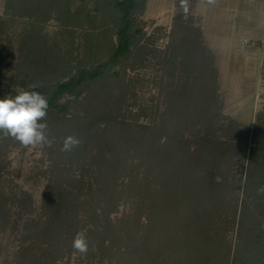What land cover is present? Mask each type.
I'll return each mask as SVG.
<instances>
[{"label":"trees","instance_id":"obj_1","mask_svg":"<svg viewBox=\"0 0 264 264\" xmlns=\"http://www.w3.org/2000/svg\"><path fill=\"white\" fill-rule=\"evenodd\" d=\"M143 5L4 2L6 13L26 19L14 83L44 84L48 109L40 122L51 140L38 230L17 264H67L72 256L79 264H264V193L257 191L264 185V111L235 135L230 120L217 119V71L196 30L176 15L182 37L160 57L150 38L140 42L135 15ZM51 17L69 44L75 30L85 31L80 60L68 51L52 55L43 28ZM150 67L156 93L133 110L126 98ZM125 70L134 75L122 81ZM64 123L81 141L72 151H61ZM225 129L231 138L222 137ZM17 146L0 133V151ZM234 179L243 181L247 203L239 204ZM4 201L0 188V214ZM126 201L129 211L111 218ZM77 232L87 253L72 247Z\"/></svg>","mask_w":264,"mask_h":264},{"label":"rangeland","instance_id":"obj_2","mask_svg":"<svg viewBox=\"0 0 264 264\" xmlns=\"http://www.w3.org/2000/svg\"><path fill=\"white\" fill-rule=\"evenodd\" d=\"M4 2L0 0V98L15 95L22 89L14 81L19 72L17 66L22 61L19 49L26 27L24 17H12L6 13ZM75 6L76 3H72V8ZM176 15L182 16L180 20L184 27L196 30L191 32L192 35L197 37L206 55L211 58L212 66L217 71L220 105L217 119L230 120L237 135L242 127L251 125L257 112L264 111V0H214L211 4L208 0H189L186 15L180 7V0H144L143 10L135 15L136 28L142 34L140 42L144 44L150 38L152 45L149 47L156 48V54L161 57L171 40L178 43L182 37L181 30L173 23ZM43 28L46 45L51 47L52 55L59 50L62 57L68 51L72 58L81 59L84 30H75L69 44L66 36L61 39L57 35L60 27L52 17ZM34 60H37L35 67L40 68L39 56L36 55ZM150 72L151 67L139 72L141 79L145 75L147 79L136 83L134 96L126 98V103L133 104V110L143 106L156 93L151 85ZM132 75L131 71L125 70L122 81L133 78ZM33 84L36 83L29 81L24 90L30 91ZM36 85H39L38 91L45 87L40 82ZM63 127L64 136L70 135L68 124L64 123ZM221 135L224 139L232 137L227 129ZM50 143L51 140L48 144L7 147L0 151V188L8 198L0 214V264H17L21 258L20 249L26 245V241L34 239L33 235L38 230ZM242 173L244 175V171ZM233 183L235 187L239 185V204L247 203L243 181L241 183V180L238 182L234 179ZM123 204L126 205H120L111 218L129 211L131 201ZM234 236L233 232L232 245L236 241ZM81 259L72 256L67 264H79ZM115 263V259H111L102 264ZM90 264L99 262L93 259Z\"/></svg>","mask_w":264,"mask_h":264},{"label":"clouds","instance_id":"obj_3","mask_svg":"<svg viewBox=\"0 0 264 264\" xmlns=\"http://www.w3.org/2000/svg\"><path fill=\"white\" fill-rule=\"evenodd\" d=\"M214 3V0H208ZM180 7L185 15L189 11V0H180ZM31 90L21 89L15 95H5L0 98V133L3 138L12 137L25 147L48 144L47 124L40 121L47 116L48 100L37 89L39 85H30ZM81 143L74 135L64 138L61 151H72ZM264 193V185L257 189ZM72 247L80 253H87L88 241L83 232H77L73 237Z\"/></svg>","mask_w":264,"mask_h":264},{"label":"built area","instance_id":"obj_4","mask_svg":"<svg viewBox=\"0 0 264 264\" xmlns=\"http://www.w3.org/2000/svg\"><path fill=\"white\" fill-rule=\"evenodd\" d=\"M263 47H264V42H263ZM263 52H264V48H263Z\"/></svg>","mask_w":264,"mask_h":264}]
</instances>
